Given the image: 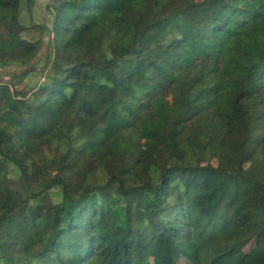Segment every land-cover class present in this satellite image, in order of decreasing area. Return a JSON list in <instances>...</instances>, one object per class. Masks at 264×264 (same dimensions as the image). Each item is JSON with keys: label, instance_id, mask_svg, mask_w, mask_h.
<instances>
[{"label": "trees", "instance_id": "16d2710c", "mask_svg": "<svg viewBox=\"0 0 264 264\" xmlns=\"http://www.w3.org/2000/svg\"><path fill=\"white\" fill-rule=\"evenodd\" d=\"M21 2L0 0V56L30 64ZM51 14L32 65L47 81L28 96L0 80V264H171L173 240L198 264L257 260L264 0H55Z\"/></svg>", "mask_w": 264, "mask_h": 264}, {"label": "rangeland", "instance_id": "374dc122", "mask_svg": "<svg viewBox=\"0 0 264 264\" xmlns=\"http://www.w3.org/2000/svg\"><path fill=\"white\" fill-rule=\"evenodd\" d=\"M34 3L29 8L26 0H22L19 12V26L16 33L22 39L32 44H37V56H33L30 64H22L12 61V57L3 60V55L0 56V80L10 81L18 84L19 87H24L27 92L32 90L35 85L47 81L46 74L38 70L32 69V65L38 60L43 63L46 47L48 45V30L52 21V3L55 0H33ZM242 5L252 10L258 9L256 1H244ZM108 45V42L106 46ZM37 53V52H36ZM35 58V59H34ZM42 69V68H41ZM32 93H28V96ZM169 99V98H167ZM48 155L51 156L50 152ZM53 176L48 175L44 177L45 184H51ZM8 181L13 189L23 196L28 195V187L20 171L14 166L10 165L8 172ZM49 197L53 202H60L62 198V190L60 187H53L48 191ZM34 200L31 199L30 203ZM246 252H255L258 256L257 260L251 264H264V232L259 238L254 239L247 247ZM171 264H198L196 252L192 247L185 246L177 240H173V249L171 251ZM153 264H165L160 260L153 261Z\"/></svg>", "mask_w": 264, "mask_h": 264}]
</instances>
